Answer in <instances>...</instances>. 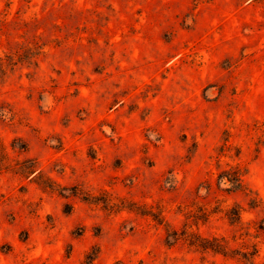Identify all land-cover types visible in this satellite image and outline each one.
<instances>
[{
	"label": "rangeland",
	"instance_id": "obj_1",
	"mask_svg": "<svg viewBox=\"0 0 264 264\" xmlns=\"http://www.w3.org/2000/svg\"><path fill=\"white\" fill-rule=\"evenodd\" d=\"M0 143V264H264V0H0Z\"/></svg>",
	"mask_w": 264,
	"mask_h": 264
},
{
	"label": "trees",
	"instance_id": "obj_2",
	"mask_svg": "<svg viewBox=\"0 0 264 264\" xmlns=\"http://www.w3.org/2000/svg\"><path fill=\"white\" fill-rule=\"evenodd\" d=\"M6 157H7V154L4 152L3 144L0 143V163H4V160L6 159ZM1 169L2 168H0V171ZM243 175H244V172H242V170L239 167H230L228 169H223L219 172L218 181L219 182L224 181L228 183L230 186L229 190L240 191L244 188ZM83 199L88 202L95 203L92 196H89V197L84 196ZM232 210L235 212L232 213V216L227 214L228 218L233 220V222H236V223L240 222L241 221L240 210H237L235 208H233ZM188 244L190 247H193L195 250L202 252V253L211 252L214 255H220L224 258H227L230 256V254L228 253L227 247H226L225 239L223 237L213 236L210 238H206L201 235H196L194 239L189 240ZM257 252H258L257 250H255V252H252V253L247 252L243 254V257L247 259L249 256L253 262L255 256L257 255L256 254ZM230 257H233V256H230Z\"/></svg>",
	"mask_w": 264,
	"mask_h": 264
}]
</instances>
